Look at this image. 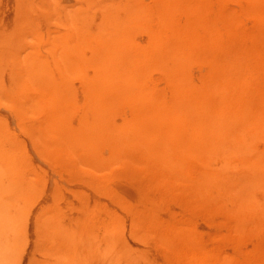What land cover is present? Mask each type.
Here are the masks:
<instances>
[{"label":"rangeland","instance_id":"obj_1","mask_svg":"<svg viewBox=\"0 0 264 264\" xmlns=\"http://www.w3.org/2000/svg\"><path fill=\"white\" fill-rule=\"evenodd\" d=\"M160 1L143 0L131 42L153 57L138 68L127 56L129 80L111 92L117 136L92 162L42 132L49 109L25 66L43 59L65 80L79 128L93 115L87 62L105 10L0 0V185L13 189L0 194L3 264H264V0ZM65 39L79 76L63 68Z\"/></svg>","mask_w":264,"mask_h":264},{"label":"bare ground","instance_id":"obj_2","mask_svg":"<svg viewBox=\"0 0 264 264\" xmlns=\"http://www.w3.org/2000/svg\"><path fill=\"white\" fill-rule=\"evenodd\" d=\"M49 1H51V0H49ZM82 1L87 6H100V7H102L101 9L105 10V13L100 12L101 15L105 14V16H104V18L101 16L103 19L101 18L102 19L101 24L99 22L100 25H99V30H98V34H97L98 40L95 39L98 41L97 42L98 43L97 48L95 49V55L93 56L91 61L87 62V65L89 67H92L95 69V74L87 85V90L91 93V95L93 97L92 102L87 101V103H86L87 108L89 110L93 111L92 117H86L85 116L82 119L81 123L79 124V128L73 127L70 124L69 116H67V110H70L68 107L70 106L69 104H71V102L73 101L74 95L71 92L70 87L66 85L65 80L62 79L63 81L60 84H57L56 81L54 80V78L51 76L49 68L46 66V62L43 59H40L39 56H38L39 60L38 59L29 60L28 64H26L25 67H26V70H28L29 77L31 78V80L42 91V94L39 95L41 97H40V99H38L40 101V104L42 102L45 103V106L47 105V107H48L47 109H49V111H46V114H47V112H49L48 116L46 115L47 116L46 117L47 122L45 123L44 126L42 125L43 129L40 128L42 130V132L46 133V135L52 134V135H54V138L56 136V139H57V137L59 138L60 136L64 137L65 141H66L65 143L67 144V146L69 148L73 149L74 151H80L85 160H87V161L90 160L93 162V160H95L96 157L94 156V152L92 150H96L97 143H99L100 141H101V143H102V141H103V143L107 142L106 140L111 137L110 134H112V136L113 135L117 136L112 132V128H111V118L110 117H111L112 109H113V107H112L113 102L111 100V92L115 91V90H117V91L121 90L120 87L122 85H125L127 83V81L129 80L128 79L129 77L127 74L128 68H126L128 62H125V61H127L129 58H131L132 61H130L131 60L130 59L129 64L133 65L134 67L140 68V67H143L146 65L145 62L147 61V57H148V63L147 64H149L151 58L153 57V54L149 53L147 51L143 52V54L140 53V50L137 51V45L135 46V44L133 42H131V40H132L131 39V34H132L131 32L133 31V28L136 27V24H139L141 22V20L144 17L146 18L148 15V13H146L147 10H144L146 7L143 6V4H144L143 0H109V1H107V0H82ZM167 1L168 0H161L159 3H154L155 7H158V6L165 7V4ZM254 1L255 0H253V2ZM25 4H27V5L23 8V11L25 12V15H24L25 19L24 20L28 22V21H31L29 19V17L31 16L32 5L30 6L27 1L25 2ZM38 6L39 5H37V7ZM59 6L63 7L62 4H59ZM130 6H132V7L130 8ZM168 6L170 7V5H168ZM82 8H83V6H82ZM64 9H61V10H64ZM84 10H86V9H84ZM65 11H62V13ZM80 11H81V9H80ZM121 13H124L126 15V17H123L121 15ZM22 14H24V13H22ZM92 14H94V13H92ZM62 15H65V14L63 13ZM95 16H96V14H95ZM60 17L62 18V16H60ZM60 17H58V18H60ZM81 17H82V13L79 12L77 9V11L76 12L74 11L73 15L71 16V20L73 22L75 21V23H76V21L81 20ZM68 19H69V17H68ZM16 20H17V18H16ZM63 21H66V20H63ZM19 23H21V22H19ZM70 23H71V21H70ZM29 24L31 25V23H29ZM28 25H26V26L24 25L25 29L30 27ZM16 26H18V25H16ZM20 26L21 25H19V27ZM137 27H140V26H137ZM17 30H19V29H17ZM28 30L26 32H29ZM36 30L37 29H35V31ZM90 30H91V28H90ZM23 31H25V30L23 29ZM5 35H7V34L5 33L1 36L2 39L5 38V37L3 38V36H5ZM20 35H21V33H20ZM20 35H19V38H22L23 36L21 35V37H20ZM26 35H28V34H26ZM86 35H87L86 33L81 32V36L77 40L78 41L84 40V37ZM91 35H93V32ZM63 36H66V35H63ZM8 37H10V35H8ZM91 37L92 36H90V38ZM2 39L0 38L1 41H3L4 43L6 42L5 44H7V42L9 44L10 41H8V39H10V38H8V39L6 38L7 41H5V39L4 40H2ZM42 39H43V37H42ZM77 40H76V42H78ZM20 41H19V44H20ZM3 42H0V43L4 46ZM83 43H84V41H83ZM1 44H0V46H1ZM3 46H1L0 49L3 48ZM132 46H133V52H132ZM134 46H135V48H134ZM23 47H25V46H23ZM31 47H33V46H31ZM155 48L156 47H154V49ZM5 49H6V47H5ZM25 49L26 48H24V50ZM60 49H61V56L60 55L59 56L62 57L63 60L65 59L66 61H68V66H69L67 68V65L65 63V66L62 65L63 68L64 67L66 68V70H67V72H69L70 76L81 75V73L78 71V69H76V68H79V66L72 63V59L79 57V51H78L77 46H73V47L70 46L68 44L67 40L65 39L61 43V48H59V50ZM25 52H26V50H25ZM132 53H135V56L134 57H128V59H127V56L132 54ZM23 54H24V52H23ZM33 54H35V53H33ZM56 57H58V56H56ZM83 59H84V57H83ZM85 60H87V59H85ZM59 61H60V59H59ZM129 64H128V66H129ZM93 70H91V71H93ZM64 71H63V75L65 74ZM85 71L87 72V70H85ZM66 75H68V74H66ZM31 90L32 89H30V91ZM115 93H116V91H115ZM33 100L35 101L37 99H33ZM29 102H30V100H29ZM27 104H28V102H27ZM26 106L27 105H25V107ZM39 112L41 113V112H43V110L39 111ZM39 112H38V114H39ZM44 113L42 115L45 116ZM36 114H37V111H36ZM44 119H45V117H44ZM109 119H110V121H109ZM52 135H50V136L52 137ZM43 136H44V134H43ZM118 137H119V139H121L120 138L121 135H119ZM61 139L62 138H60V141H61ZM62 141H64V139H62ZM55 142H56V140H55ZM110 143H109V145H113L112 143L111 144ZM105 144H107V143H105ZM116 144H118V143H116ZM0 168L2 169V167H0ZM1 169H0V171H1ZM4 173H5V171H4ZM4 173L0 172V175L2 174L4 176ZM1 180L2 179H0V181ZM8 188L4 189L3 186L0 185V194H3L5 192L8 193V192L13 190L12 187H10L9 190H8ZM0 203H1L0 204V228H1L3 225H5L7 223V216L5 214L6 213L5 212V204L3 203L2 199H0ZM1 257H2V255L0 254V264H3V258H1Z\"/></svg>","mask_w":264,"mask_h":264}]
</instances>
